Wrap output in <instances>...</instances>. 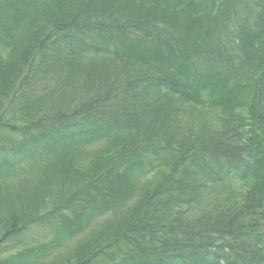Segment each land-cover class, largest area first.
<instances>
[{"label":"trees","instance_id":"obj_1","mask_svg":"<svg viewBox=\"0 0 264 264\" xmlns=\"http://www.w3.org/2000/svg\"><path fill=\"white\" fill-rule=\"evenodd\" d=\"M92 71L106 89L76 108L24 100L38 72L67 84ZM129 82L191 103L205 93L249 129L170 154L144 132L152 110L126 101ZM0 120L19 139L0 145V252L53 231L0 264H264V0H0ZM227 176L246 186L239 199L188 219L198 181Z\"/></svg>","mask_w":264,"mask_h":264},{"label":"rangeland","instance_id":"obj_2","mask_svg":"<svg viewBox=\"0 0 264 264\" xmlns=\"http://www.w3.org/2000/svg\"><path fill=\"white\" fill-rule=\"evenodd\" d=\"M94 46L97 51H90L89 57H94L97 54L94 60H99V57L106 56L105 53H100L105 49L103 43L94 40ZM86 62L87 60L83 61V63ZM102 77L103 75L92 71L86 74L83 73L77 79H74L75 77L69 80L66 79L68 82L65 84L60 73L55 72V75L49 77L47 73L42 75V72H38L34 81L28 85V92L24 100H37L42 103L41 112H53L63 108L73 109L83 102L90 101L92 97L106 89V81H102ZM128 86L129 88H126L124 93L126 101L132 104L134 98L138 106L135 107L137 112L141 110L143 113H147L146 110H152L151 113L146 114H152L148 118L152 125L148 128V132L144 131L148 134V139L170 142V154H176L182 150L192 151L202 143V140H207L209 134L220 128L227 130L229 127H235L242 131L240 127L244 124L243 128L245 130L249 129V125H245L248 115L244 110L234 108L229 111H220L215 106L217 103L209 102L210 97L206 96L205 93L203 94L205 97L202 98L203 102L200 104L182 101L176 97L164 99L157 94L144 93L142 89L135 88L133 82H129ZM59 103H62L60 104L62 107L57 108ZM4 118L1 117V120ZM2 123L0 122V125ZM144 125L148 126L147 124ZM18 140V134H9L0 130V145L10 141L17 142ZM233 177L227 176L220 180L217 185L212 186L209 184L207 187L201 186L202 182L199 180L198 191L203 197L191 208L187 216L188 219H196L201 213H206L208 210L220 209L222 199L228 198L227 203L230 204L233 203L234 197H236V202L239 199V194L244 192L246 186H243L237 177L234 179ZM148 178H143L144 182L142 184V187L147 189L153 186L157 180L155 178L151 181L147 180ZM95 222V224H98L99 221ZM91 228L85 234H88ZM52 235L53 231L43 229L42 226L32 227L19 236L6 241L1 248L0 256L6 259L15 252L29 250L49 243L52 240ZM105 241L106 238L100 242ZM60 249L53 252L50 257L57 256ZM2 252L4 253L1 254Z\"/></svg>","mask_w":264,"mask_h":264}]
</instances>
